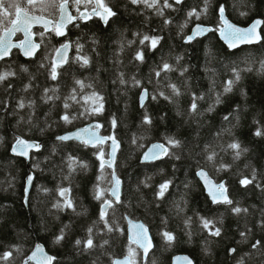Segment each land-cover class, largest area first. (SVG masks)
Instances as JSON below:
<instances>
[{
  "label": "trees",
  "instance_id": "trees-1",
  "mask_svg": "<svg viewBox=\"0 0 264 264\" xmlns=\"http://www.w3.org/2000/svg\"><path fill=\"white\" fill-rule=\"evenodd\" d=\"M220 5H224L229 18L238 25L248 26L257 18L264 20V0H209L208 13L199 20L189 18L187 13L192 8L202 10L203 0H185L175 9L166 10L170 24H165V17L156 15L154 10L132 5L130 0H111L117 16L108 25L95 17L87 22H75L67 27L66 37L49 33L50 38L44 40L35 58L26 59L15 50L0 64V71L11 67L17 73L0 85V253L12 245L19 246L23 253L13 249V259L0 264H21L37 243L44 244L56 257L54 264H112L114 258L127 255L128 216L143 220L155 239V249L142 264H171L177 254L191 256L196 264H238L241 257L244 264H264V228L259 223L264 219V136L254 135L256 121L264 130V71L261 70L264 40L231 51L218 32L213 31L204 38L185 42L196 24L213 27L218 24ZM185 21L187 27L181 32ZM137 33L163 37L155 51L144 48L143 63L133 59L141 47ZM132 40L136 43L129 45L127 42ZM66 41H71L73 51L69 63L59 69L60 76L53 81L49 75V54ZM77 43L83 45L82 52L78 51ZM78 54H86L89 65L82 67L75 59ZM177 57L182 59L177 61ZM162 61L178 70L157 78L153 69ZM24 67L27 72L22 70ZM233 67L243 69L241 80L231 93L222 96V103L214 111H206L213 104L215 93H222L224 83L234 76ZM183 68L187 72L181 75ZM120 72L129 83H119ZM133 76L152 93L165 91L171 95L170 89L157 83L158 79L161 84L176 83L181 89V95L171 101L149 97L145 108L152 117L151 125L142 122L145 115V108L140 106L142 87L133 86ZM76 80L92 87L81 93ZM30 82L32 87L25 90ZM73 87H77V99L93 90L102 95L103 114L80 117L82 101L80 104L68 101L72 108L65 110L63 104ZM45 89H55L54 94L47 95L58 99L47 100ZM191 93L204 96L197 101L201 115H189ZM20 99L25 101L24 109L17 107ZM29 101H35L34 105L28 107ZM65 111L78 118L66 124L61 119ZM226 115L228 120L224 119ZM113 117L117 121L115 129L111 125ZM95 121L103 125L105 135L114 132L122 143L116 171L124 183L123 197L114 210H109V223L117 228L112 232L106 231L100 221L102 205L95 199L97 184L101 188L111 186L107 180L99 179L97 149L77 141L57 140L61 134ZM19 136L42 143V149L32 153L30 162L12 154ZM167 137L181 141L179 147L170 149L174 155L152 163L142 162L147 148L155 142L164 143ZM233 140L248 150L239 158L227 148ZM105 151L109 152L108 146ZM212 151L217 156L209 161L207 156ZM69 155L87 167H77L69 175ZM221 164L229 167L221 169ZM202 168L217 182L225 181L234 204L247 208L248 213L237 215L229 205L214 204L198 178ZM29 169L34 173V184L26 204ZM253 170L257 180L248 186L241 185L240 180L244 176L251 178ZM111 171L105 167L104 175ZM165 180L172 183L165 196L158 198V185ZM60 187L72 188L77 212L53 207L57 199H62L58 196ZM107 195L110 197V193ZM201 217L218 221L216 226L221 227V235H210L203 228ZM88 227H93L96 245L91 249L75 243L77 239L86 240ZM62 229L65 238L57 244L55 237ZM246 230L249 234L244 240L240 233ZM166 231L173 233L175 240L168 242L163 236ZM104 240L108 244H103ZM256 240L262 242L260 249L251 247ZM232 248L237 251L230 252Z\"/></svg>",
  "mask_w": 264,
  "mask_h": 264
},
{
  "label": "snow or ice",
  "instance_id": "snow-or-ice-1",
  "mask_svg": "<svg viewBox=\"0 0 264 264\" xmlns=\"http://www.w3.org/2000/svg\"><path fill=\"white\" fill-rule=\"evenodd\" d=\"M184 0H130L132 5L142 6L143 9L154 10L156 15L160 17H165V12L168 9H175L176 6L182 4ZM203 9L198 10L197 8H192L187 16L189 18L195 17L197 20L201 15H206L209 10V0H203ZM75 12L76 14H73ZM219 19L218 24L213 26H204L201 24H196L192 33L186 35V42H191L199 36H203L209 32L216 31L219 33L220 37L225 41L229 48L235 49L241 45H250L254 43H260L264 40V35L260 32V26L264 25V20L257 19L248 27H240L233 23L225 14L224 5H220L219 9ZM246 15V13H242ZM117 16V12L114 11L111 6V0H0V62L4 61L7 57L13 54V49H18L22 51L25 57H35L36 53L41 49V45L44 43L45 39H49V33L56 36L66 37L67 27L75 22H87L91 19L99 18L104 25H108L109 21ZM165 24L172 23L171 19L165 17ZM187 21L181 27V32L187 27ZM39 26L42 30L34 31V28ZM78 26V24H77ZM17 34H21V38L14 40ZM139 39V45L135 51L133 59L139 63H143L145 60L144 48L147 47L149 50L155 51L163 37L159 35H149L147 33L141 34L137 33ZM39 38V41L37 40ZM129 45L135 44L136 41H128ZM72 47L71 41H66L59 47L54 48L52 53H50L51 63L48 65L50 68V78L55 81L60 76L59 69L64 65L69 63L68 51ZM78 51L82 52L83 45L77 43L76 45ZM123 46H121V51H123ZM75 59L81 64V66H87L90 63V58L86 54H78ZM177 61L181 60L182 57H177ZM45 65L42 63L41 67ZM23 71L27 72L28 69L24 67ZM173 64L167 61H162L155 69H153L154 75L159 78L162 74L177 71ZM261 70L264 71V62L261 63ZM234 76L228 79L223 86V92L215 93V99L212 105L206 110L208 112L214 111L215 106L222 103V96L233 91L234 86L241 80V72L243 69L238 67H233L231 69ZM251 71V68L248 69ZM187 72V68H183L181 75ZM17 75L16 71L11 67L6 70L0 71V85H3L6 80ZM35 79V77H33ZM167 77L165 76V80ZM119 83L125 85L129 83L125 79V74L123 72L119 73ZM131 83L133 86L142 87V81L137 79L135 76L131 78ZM151 83V81H149ZM158 84L164 86L171 91V95H166L165 91H158L152 93L148 88H143L140 95V106L145 108V101L151 97L152 100H156L157 97H163L166 100H173L175 97L181 95V89L176 83H166L161 84V81H157ZM75 84L79 87L81 93L91 85H86L83 80H76ZM9 88L12 87L11 84L8 85ZM32 87L31 82L25 86V90ZM215 84L213 83V88ZM45 98L47 100H52L54 98L58 99L54 95H47L49 92L55 93V89H45ZM77 87L71 89L70 95L65 100L63 107L65 110L71 109L72 104L68 101H75L80 104L83 101V111L80 112V117H94L103 114L104 111V97L96 91H91L88 94H83L80 99H77ZM191 104L189 108V115H201L198 111V100H203L204 96H197L196 93H191ZM35 101H29L27 106L31 107L34 105ZM17 107L19 109H24L26 107L25 101L20 99L18 101ZM231 115V114H229ZM78 117L76 115H70L68 111L62 115L61 119L66 124L73 123ZM23 119V117H21ZM225 120L229 119V116L224 117ZM144 124L151 125L152 117L147 114L145 108V115L143 117ZM258 127L254 135L264 136V130L262 126H259V121H256ZM111 125L115 129L117 121L115 117L111 120ZM103 125L99 121L87 124L86 127L77 129L74 132L67 133L57 137L59 141H70L76 140L83 144L84 146H91L97 149L96 155L100 160V180H107L110 187L101 188L99 184L96 186L95 199L101 201L100 210V221L106 226V231L112 232L117 230L109 223V209H115V205L120 203V189L121 180L115 174L114 164L116 159V154L120 146L119 140L116 139L115 133L111 135H101L100 129ZM2 141V138H0ZM133 143H136V138H133ZM181 141L175 139L174 137H167L164 143H153L147 150L143 153V161L150 162L162 159L163 157L174 155L170 151L172 147H179ZM105 146L110 148V152L106 153ZM42 145L39 142H29L22 137H17L15 143L11 149L13 153L21 156L27 157L29 151L32 149L39 150ZM228 149L234 151L235 158H239L242 153L247 152L246 148H243L238 140H233L232 143L227 145ZM217 153L212 151L211 154L207 156L209 161L215 160ZM107 157V158H106ZM179 159V157H176ZM68 167L71 169V173H74L77 167L86 168L87 165L79 161L77 157L69 155ZM112 169L108 175H104L105 167ZM39 167V164L35 165ZM221 169L228 168L229 165L221 164ZM197 175L203 178L204 183L207 187V191L211 197L213 203L216 204H226L231 206V212L237 215L241 213H248L247 208H242L239 205L234 204V201L228 195V188L225 182H215L213 181L208 173L202 168ZM34 179V174H30L27 177V184L31 186ZM257 180L256 172L253 170L251 178L244 176L240 180V184L243 186H248ZM172 181L165 180L158 185L157 197L163 198L165 193L168 191ZM259 187L260 185L257 184ZM44 191H48L44 189ZM71 187H60L58 189V196L62 199H57L53 204V207L59 210H71L77 212V207L74 199L71 196ZM110 193V197L107 195ZM78 215L82 213H77ZM201 223L204 229L208 230L212 236H220L222 229L216 226L219 222L216 220H210L208 218L201 217ZM260 226L264 228V219L260 220ZM68 226L65 225V228ZM118 227V225H117ZM248 230L241 232L240 235L244 240L248 238ZM163 236L168 242L175 240V235L171 232H164ZM65 238L64 230L62 229L60 234L55 237V242L58 244ZM77 245L84 244L87 249L94 248L96 245L93 240V227L87 228V238L84 241L77 239L75 241ZM103 244H108V240H104ZM151 238L148 235L147 227L143 223H132L131 224V235L129 237L128 252L123 259L114 258L112 264H142V261H147L149 251L151 250ZM253 249H260L262 247L261 240H256L255 243L251 245ZM13 249L17 253L23 254L22 249L17 245H12L9 250L0 253V261L8 262L13 259ZM139 250V251H138ZM235 253L237 249L232 248L229 250ZM138 257L140 259H138ZM187 264H193L191 260L187 257L183 258ZM56 260L55 256L49 255L45 252L42 245L37 244L34 250L31 251L30 255H27L21 261V264H30V262L35 261V264H53ZM154 264V262H153ZM238 264H244V258L238 261Z\"/></svg>",
  "mask_w": 264,
  "mask_h": 264
},
{
  "label": "water",
  "instance_id": "water-1",
  "mask_svg": "<svg viewBox=\"0 0 264 264\" xmlns=\"http://www.w3.org/2000/svg\"><path fill=\"white\" fill-rule=\"evenodd\" d=\"M185 1V0H184ZM225 14H226V16L229 18V16L227 15V12H226V10H225ZM230 19V18H229ZM257 19H261V18H257ZM257 19H255V20H257ZM231 20V19H230ZM255 20H253L249 25H251ZM263 20V19H262ZM232 21V20H231ZM233 22V21H232ZM233 23H235V22H233ZM236 24V23H235ZM71 25V24H70ZM201 25H204V24H201ZM238 25V24H237ZM248 25V26H249ZM69 26V25H68ZM204 26H207V25H204ZM238 26H240V27H248V26H241V25H238ZM263 26L264 25H261L260 26V32H261V34L263 35ZM195 27V26H194ZM194 27H193V29H194ZM36 28H40L39 26H37ZM36 28H34V29H36ZM193 29H192V31H193ZM192 31H191V33H192ZM213 32V31H212ZM190 33V34H191ZM211 32H209V33H207V34H205V35H203V36H199V37H197V38H204V37H206V36H208L209 34H210ZM18 35V34H17ZM218 36L220 37V35H219V33H218ZM17 37V36H16ZM16 37H14V40H16ZM196 38V39H197ZM196 39H194V40H196ZM220 39H221V41L226 45V46H228L226 43H225V41L220 37ZM193 40V41H194ZM185 42H186V39H185ZM186 43H189V42H186ZM257 44H259V43H254V44H250V45H257ZM250 45H241V46H239L238 48H235V49H232V48H230V50L231 51H234V50H237V49H239V48H241V47H243V46H250ZM41 50V49H40ZM40 50L36 53V56H37V54L40 52ZM13 51H14V49H13ZM20 51V50H19ZM21 52V54L23 55V53H22V51H20ZM71 52H72V47L69 49V51H68V56H69V58H70V55H71ZM35 56V57H36ZM23 57H25L24 55H23ZM35 57H25L26 59H32V58H35ZM7 58H9V57H7ZM6 58V59H7ZM1 63V62H0ZM148 101V100H147ZM147 101H145V104H146V102ZM87 126V125H86ZM86 126H83V127H86ZM82 128V127H81ZM79 129V128H78ZM76 131V130H75ZM72 132H74V131H72ZM68 133H71V132H68ZM100 133H101V135H103L102 134V128L100 129ZM67 134V133H66ZM65 135V134H64ZM70 141H73V140H70ZM74 141H76V140H74ZM29 142H35V141H29ZM120 142V141H119ZM157 143V142H156ZM159 143H162V142H159ZM41 144V143H40ZM42 145V144H41ZM151 146V145H150ZM149 146V147H150ZM121 149H122V144H121V142H120V146H119V149H118V151H117V154H116V159H115V164H114V170L116 169V165H117V160H118V156H119V154H120V151H121ZM39 150H41V148L39 149ZM39 150H36V149H32V150H30L29 151V155L27 156V157H25V156H21V155H18V154H16V153H13L12 152V154H14V155H16V156H19V157H22V158H24V159H26L27 161H30V157H31V152L32 151H39ZM110 152V151H109ZM167 157V156H166ZM166 157H163L162 159H165ZM162 159H159V160H162ZM159 160H156V161H159ZM156 161H150V162H145V161H143V156H142V162H144V163H152V162H156ZM200 171V170H199ZM198 171V172H199ZM206 171V170H205ZM207 172V171H206ZM208 173V172H207ZM30 174H33V172H32V170L30 169L29 170V174L28 175H30ZM115 174H116V176H118V173L115 171ZM208 175H209V177L213 180V181H215V182H217L215 179H213L211 176H210V174L208 173ZM28 177V176H27ZM119 177V176H118ZM198 178L200 179V181H201V183L203 184V186H204V188H205V191H206V193H207V195L209 196V198L211 199V197H210V195H209V193H208V191H207V187H206V185H205V183H204V180H203V178L202 177H200L199 175H198ZM119 179H120V177H119ZM121 180V189H120V202H121V200H122V197H123V188H124V183H123V180L122 179H120ZM26 182H27V180H26ZM222 182H225V181H222ZM217 183H219V182H217ZM226 183V182H225ZM33 184H34V179H33V182H32V184H31V186H29L28 184H26V188H25V203L26 204H28V198H29V195H30V193H31V189H32V187H33ZM227 185V184H226ZM227 188H228V186H227ZM228 195H229V188H228ZM229 197H230V195H229ZM212 201V200H211ZM214 204H216V203H214ZM127 223H128V226H127V233H128V239H129V237H130V235H131V224L132 223H143L146 227H147V230H148V235L150 236V238H151V244H152V247H151V250L149 251V254H148V257L150 256V254L153 252V250L155 249V245H156V243H155V239H154V236H153V234H152V231H151V229H150V227L143 221V220H137V219H132L131 217H127ZM37 244H39V245H42L43 246V248H44V250H45V252H47L49 255H52L51 253H49V251L46 249V247H45V245L44 244H42V243H37ZM36 244V245H37ZM31 254V253H30ZM53 256V255H52ZM185 257H187L189 260H191L192 262H193V264H196V262H195V260L191 257V256H189V255H187V254H177V255H175L173 258H172V263L171 264H187V262L183 259V258H185ZM119 259H123V258H119ZM148 260V259H147ZM144 262H146V261H144ZM30 264H35V261H32V262H30ZM53 264H54V262H53Z\"/></svg>",
  "mask_w": 264,
  "mask_h": 264
},
{
  "label": "rangeland",
  "instance_id": "rangeland-1",
  "mask_svg": "<svg viewBox=\"0 0 264 264\" xmlns=\"http://www.w3.org/2000/svg\"><path fill=\"white\" fill-rule=\"evenodd\" d=\"M83 102V101H82ZM84 103V102H83Z\"/></svg>",
  "mask_w": 264,
  "mask_h": 264
}]
</instances>
